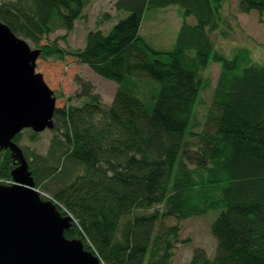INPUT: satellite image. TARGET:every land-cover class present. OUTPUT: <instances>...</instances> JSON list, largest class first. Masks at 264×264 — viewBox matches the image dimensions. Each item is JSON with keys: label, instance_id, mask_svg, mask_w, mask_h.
Listing matches in <instances>:
<instances>
[{"label": "trees", "instance_id": "1", "mask_svg": "<svg viewBox=\"0 0 264 264\" xmlns=\"http://www.w3.org/2000/svg\"><path fill=\"white\" fill-rule=\"evenodd\" d=\"M226 1L115 0L114 9L127 16L108 33L90 31L85 47L71 53L117 84L111 104L76 77V97L85 101L56 108L48 154L19 146L25 133L32 142L41 133L27 129L14 140L36 187L74 218L65 236L82 240L101 264H171L184 242L180 223L210 210H219L210 227L215 255L196 248L188 264H264V64L254 63L247 49L232 58L214 49L210 34L219 29ZM87 3L11 0L0 4V21L40 46L59 28L71 31ZM168 6L184 10L176 47L154 50L139 34L142 17ZM239 9L262 16L264 0H240ZM211 62L220 73L194 132ZM3 152L0 184L16 168L11 151Z\"/></svg>", "mask_w": 264, "mask_h": 264}, {"label": "rangeland", "instance_id": "2", "mask_svg": "<svg viewBox=\"0 0 264 264\" xmlns=\"http://www.w3.org/2000/svg\"><path fill=\"white\" fill-rule=\"evenodd\" d=\"M10 1L0 0V4ZM114 2L115 0H88L82 16L75 20L71 31L59 28L44 36L40 46L35 45L30 39L17 35L33 50H41L36 71L43 75L47 85L54 92L58 108L67 104L81 105L85 101L76 97V94L81 92L76 77L91 82L94 93L101 96L102 103L108 106L111 104L117 84L99 76L87 65L77 62L71 53L81 51L85 47L90 31L101 30L108 33L119 19L127 16V13L114 9ZM239 4L240 0H228L222 4L220 10L222 22L219 29L210 34L214 49L229 58H232L238 49H247L254 63L264 64V13L262 16L256 11L244 14L240 11ZM183 21L184 10L180 6L150 8L143 14L139 34L154 50H173ZM187 21L193 24L194 18L188 17ZM45 45L57 47L62 52L61 56L42 47ZM219 73L220 64L215 62H211L204 70L206 83L195 107V126L192 128L194 132H199L202 128ZM53 137L54 133L47 130L32 142L31 133H25L19 146L29 147L31 151L46 156ZM3 154L4 152L0 151V161ZM11 183L13 180L4 182ZM36 189L45 199H51L50 193L43 192L44 190L37 187ZM218 214L219 210H210L205 215L189 218L180 223L179 239L184 242L176 245L171 264H188L196 248H203L210 258L214 257L216 240L211 234L210 227ZM174 223V220H168L167 224L171 226Z\"/></svg>", "mask_w": 264, "mask_h": 264}, {"label": "water", "instance_id": "3", "mask_svg": "<svg viewBox=\"0 0 264 264\" xmlns=\"http://www.w3.org/2000/svg\"><path fill=\"white\" fill-rule=\"evenodd\" d=\"M40 55L0 21V151L16 163L13 183L0 184V264H101L82 240L65 236L74 218L42 198L14 141L27 129H55L57 99L36 71Z\"/></svg>", "mask_w": 264, "mask_h": 264}]
</instances>
